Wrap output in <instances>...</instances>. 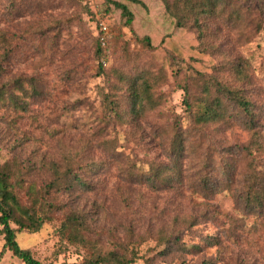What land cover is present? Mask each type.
Returning <instances> with one entry per match:
<instances>
[{
	"label": "rangeland",
	"instance_id": "rangeland-1",
	"mask_svg": "<svg viewBox=\"0 0 264 264\" xmlns=\"http://www.w3.org/2000/svg\"><path fill=\"white\" fill-rule=\"evenodd\" d=\"M115 1L132 13L130 26L106 0H0V165L10 167L21 205L58 206L47 210L49 221L38 232L16 233L18 246L44 264H83L97 251L125 254L130 264H264V211L233 199L243 191L244 161L209 206H202L199 186L208 173L200 172L204 159L211 155L219 164L216 153L223 156L229 143L247 145L249 134L233 122L200 136L183 103L184 87L198 96L212 81L231 87L243 81L248 95L264 103V15L254 0H229L195 9L178 27L161 0H143L144 8ZM97 21L111 33L99 56ZM143 74L159 105L134 121L124 102L119 118L108 115L105 96H122L123 79L140 83ZM176 133L188 137L191 151L179 160L180 176L169 173L170 187L157 189L147 172L170 165ZM51 165L71 168L89 189L46 193ZM75 205L95 217L84 233L87 248L58 243L56 230ZM187 218L197 225L180 235L185 246L161 252L166 245L158 237L185 230L179 225ZM0 264L24 263L6 250Z\"/></svg>",
	"mask_w": 264,
	"mask_h": 264
},
{
	"label": "trees",
	"instance_id": "trees-1",
	"mask_svg": "<svg viewBox=\"0 0 264 264\" xmlns=\"http://www.w3.org/2000/svg\"><path fill=\"white\" fill-rule=\"evenodd\" d=\"M126 2L140 7H145L143 0H125ZM165 6L166 12L176 20L178 27L184 26V16L200 8L204 11H209L217 4L225 5L229 0H195L200 2L196 5L193 0H161ZM106 3L112 5L114 9L120 11V15L125 20V24L130 26L133 21V15L128 7L115 0H106ZM254 4L258 5L260 11L264 15V0H254ZM211 12V11H210ZM204 13V12H201ZM209 13V12H208ZM198 21V20H197ZM104 24L102 21H97L96 26V45L95 54L97 56L106 53L109 48V41L105 46H101L99 41V26ZM197 23V22H196ZM198 25V23H197ZM146 45L149 44V39L145 38ZM101 69V65L98 66ZM231 70L236 69L237 66L229 64ZM241 73V71H238ZM236 75H239V73ZM122 81V80H121ZM127 83V91L120 97L105 96L106 107L108 115L119 118L121 115V104L127 103L129 105V115L131 120L142 118L146 112L155 109L160 103V97L154 96L152 93L153 84L148 81L146 75L143 74L142 82L138 83L135 79H123ZM243 86L231 87L228 84H221L212 81L210 85L204 84L201 86L198 96H193L188 87H184L183 103L192 118L193 130L200 136L205 135V130L212 125H224L227 128L232 126L233 122H239V126L246 131L250 140L247 145L241 144H227L226 151L222 154L216 153L218 163L216 160L212 162V157L207 156L203 161V166L200 167V172L204 168L208 169V173H204L199 178V186L201 188L202 199H204L202 206H209L213 195L219 194L220 191L228 189L236 169V163L240 160L244 161L245 171L242 174L243 191L239 196L233 194L234 202L237 204L243 201L245 207L252 212L264 211V103L262 100H256L253 96L248 95L247 88L243 81L240 82ZM245 84V85H244ZM36 91L34 84L30 85ZM214 88V92L211 91ZM1 99V93H0ZM260 102V103H259ZM257 110V108H260ZM109 119H111L109 117ZM183 133V132H181ZM188 130L183 134H187ZM168 157L170 158V165H161L160 167L150 166L147 172L151 178V185L157 189H163L165 186L172 184V180L168 178L171 175L180 176L181 166L180 158L185 153L191 151V143L188 137L183 138L182 135L176 133L168 146ZM218 167V168H217ZM263 168V169H262ZM52 180L46 186V193L51 190H67L74 191L80 188V191H85L89 188V182L85 177L73 172L69 167L64 171L59 172V169L51 165ZM10 167L7 164L0 165V235L3 238V245L0 250V259L4 252L9 251L13 257L18 258L24 264H44L32 255L29 248L21 249L16 242V233L29 232L36 233L40 230L44 222L49 221L47 210L55 211L58 206L49 204L48 207L36 208L35 205L25 207L20 204L16 195L12 191L9 182ZM156 185V186H155ZM216 209L214 205L210 206ZM74 206L73 210L65 215L63 221L56 230L58 235V243L60 245H75L80 248H87L88 240L84 237L90 228V223H94V215L91 209ZM41 211V213L39 212ZM215 211V210H214ZM209 209L202 213L206 216ZM217 213V212H215ZM194 219H182L179 226H184L185 230H176L171 233L169 237L160 235L158 237V244H165L166 247L161 252H172L174 248L184 247L181 242L180 235L185 231L191 230L197 225ZM14 225L15 228H12ZM212 239V238H211ZM212 241V240H211ZM64 243V244H62ZM56 246V245H55ZM196 249L194 246H191ZM57 247L55 248V250ZM54 250V252H55ZM133 255H136V250H131ZM59 254L60 252L57 251ZM131 260L125 254H119L116 251H97L91 258L85 260L83 264H130ZM53 264V263H48ZM210 264V263H202Z\"/></svg>",
	"mask_w": 264,
	"mask_h": 264
},
{
	"label": "built area",
	"instance_id": "built-area-1",
	"mask_svg": "<svg viewBox=\"0 0 264 264\" xmlns=\"http://www.w3.org/2000/svg\"><path fill=\"white\" fill-rule=\"evenodd\" d=\"M99 41L101 46H105L107 44V42L110 40L111 38V33L109 28L106 26V24H100L99 26Z\"/></svg>",
	"mask_w": 264,
	"mask_h": 264
}]
</instances>
